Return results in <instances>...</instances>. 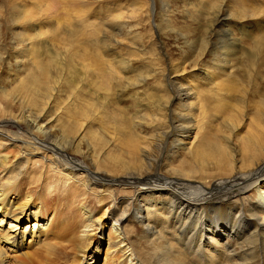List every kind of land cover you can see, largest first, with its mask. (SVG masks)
Returning <instances> with one entry per match:
<instances>
[{
	"label": "rangeland",
	"instance_id": "obj_1",
	"mask_svg": "<svg viewBox=\"0 0 264 264\" xmlns=\"http://www.w3.org/2000/svg\"><path fill=\"white\" fill-rule=\"evenodd\" d=\"M219 9H224L219 14L224 19L220 27H230L238 37L229 48V76L221 75L216 67L208 70L199 57ZM25 11L33 16L31 20L21 19ZM25 35L43 39L37 42V51L30 39L25 41L27 48H34H26L27 55L20 53L25 46L19 38ZM263 38L264 0H0V115L11 111V117L23 116V122L10 124L22 133L29 134L35 125L46 126L51 133L47 141L33 143L29 139L16 146L0 134V151L11 164L20 160L26 163L30 153L33 171V167L56 163L58 152L49 143L60 151L65 146L68 161L113 180L96 181L90 190L70 182L88 195L63 200L57 207L63 212L39 214L45 220L57 217L62 229L50 236V244L36 246L30 242L34 240V224H42L39 218L26 220L24 216L13 223V230L8 229L6 218L0 233L15 236L7 242H12L10 246L1 242L8 264H75L77 259H84L74 254L78 250L93 255L95 260L86 259L92 264L264 263V248L260 260L246 253L249 246L258 243L259 227L243 229L248 217L245 212L238 215L241 202L239 209L231 208L228 213L241 221L239 231L232 230V225L223 230L221 214L200 210L183 196L178 197V192L171 194L147 181L133 188L121 183L127 181L122 174L134 171L141 162L145 167L154 162L164 177L182 174L205 184L213 176L222 177L225 170L249 169L253 161H264V145L260 146L264 142ZM216 48L217 40L211 49ZM56 49L59 55L55 59L52 53ZM30 53L36 55L37 62L47 64L48 75L40 84L26 85L21 96L17 89L35 70ZM113 73L118 78L113 79ZM177 87L185 94L180 99L176 97ZM31 97H35L34 105L26 108ZM183 114L190 115L182 123L191 124V129L175 136L170 130L166 140L168 126L173 129L181 123L177 120H182ZM204 139L213 149H202L203 159H207L202 163L191 151ZM247 142L255 146L252 149L256 153L243 152ZM19 144L26 145L23 156L18 153ZM219 148L228 156L221 163L213 161L219 160ZM216 163L219 166L214 167ZM109 172L114 174H106ZM114 183L115 187H108ZM259 186L264 190V181ZM140 195L151 201L144 206ZM165 196L166 208L171 210L169 199L173 196L184 206H194L198 217L192 211V215L178 220L165 209H153L165 204L160 202ZM254 196L252 191L244 200ZM133 199L134 206L129 209ZM140 206L142 213L138 214ZM147 207L153 210L148 212ZM81 208L89 214L84 215ZM122 214L127 216L116 233L111 225L116 222L117 228ZM187 216L195 220L190 224H207L204 232L200 227L190 232L181 229ZM259 216L255 220L258 224L264 214ZM154 221L156 232L144 231L146 224ZM84 225L91 230L85 235ZM99 241L100 253L95 255ZM34 249L43 253L33 256Z\"/></svg>",
	"mask_w": 264,
	"mask_h": 264
},
{
	"label": "bare ground",
	"instance_id": "obj_2",
	"mask_svg": "<svg viewBox=\"0 0 264 264\" xmlns=\"http://www.w3.org/2000/svg\"><path fill=\"white\" fill-rule=\"evenodd\" d=\"M23 6H25L24 3H23ZM27 12L28 11L24 12L21 19L31 20L33 16L29 12L27 14ZM221 12H224V9H219L218 11H216V14L214 16L215 19L213 18V22L209 26V30H210L209 41L201 46V49L199 51V57L201 58L200 62L206 65L208 67V70H211L213 67H216L217 69H220L219 73H221V75L226 74L227 76H229L230 73L228 74L229 72L228 66H229L230 57L232 54L231 52H229V48L238 41V37L234 36L235 34L232 32L230 27H220V25L224 23V19L220 17L219 15ZM217 26L220 28L218 29ZM39 37L40 36L38 35L36 36V38L32 37V39H30L26 35L21 36L19 38V42L20 44H22V46H25V48L24 47H23L24 49L21 48L22 51H20V53L22 54L26 53L27 55L29 53L27 52V50L29 51V50L34 49L33 47L27 48L26 46L27 43H25V41H27L28 39H30L29 42L31 43V45L32 44L35 45V49L37 51L38 50L37 42H39L40 40H43L42 38L38 40ZM216 40H217V48L215 51H213L211 48L213 47L214 41ZM45 42L46 41H42L43 44ZM262 44H263L262 47H264V38H263ZM257 49H260V47H257ZM187 51H191V49H187ZM30 54L32 55V53ZM52 54H55L54 58L56 59L57 56L59 55V49H56V51ZM32 59L34 60L35 70L32 72L33 76L31 78H26L22 81L21 89H17V92L21 96L23 94V90L25 89L26 85H28L29 83L40 84L42 83L44 79L47 78V75H48L47 64H45L44 62H40V63L37 62L36 55H34V53L32 55ZM184 61H187V60H184ZM70 62H71V59H70ZM112 77L113 79L118 78L116 73H113ZM112 77L109 76V79L111 80ZM221 78H225V77H221ZM175 91H176V97L178 99H180V97L182 98V95H185V94H182L179 87H177ZM35 94H37V92ZM27 96H30V94ZM176 97L174 96L173 99L175 100ZM34 102H35V97H31L25 107L28 108L29 106L34 105ZM11 116H12L11 111H7V113L5 111L3 115H0V132H1L0 134L8 136L15 146L17 142L20 143V142H24L29 139L34 140L33 143H36L37 140L47 141L48 139H51L50 130H47L48 128L43 125H35L32 132L28 131L29 134H27L26 131H23L22 133L18 130H14L12 127H10V124L12 122H23L21 119L23 118V116L20 119L19 117H15L14 115H13L14 117H11ZM177 116H178V113H177ZM188 116L190 115H187L185 117V115L183 114L182 120H180V118L179 120H177V121H180L181 123H179L177 126L176 125L173 126V129L172 127L168 126L169 130H168L166 137L164 138H166L167 140V138H170V135L172 136L174 132H175L174 136L178 134L181 135L182 133H185L186 130L191 129L190 128L192 127L191 124L185 125L182 123L185 120V118L190 119V117ZM193 117L197 119L194 114H193ZM28 119L32 120L30 117ZM35 120L36 119L32 121H35ZM45 125H47V122ZM170 130H173L172 133L170 132ZM169 133L171 134L169 135ZM163 142L160 147V150L163 146ZM49 145L55 148V152L56 151L58 152L57 156L55 157L56 163L52 162L51 164H49V166L47 164L46 165L43 164L39 167H33V171L31 170L32 168L29 166V163L31 161L30 153H28V155L26 156L27 158L26 163H24L23 160H20V161H16L14 164H11V161L9 157L6 155V153L0 151V216L1 215L3 216V217H0V226H2L4 223L6 224L7 222L6 218L9 219L7 226H9L8 229L10 230H13L12 228L15 227L13 223L16 221H19L20 218H24V216H27L26 220H28L29 217H32L34 219L39 218L42 224L38 225V227H36L37 224H34L33 226L34 230H32V237H34V240L32 238L30 239V242L32 243V245H36V246L43 245V244H50L52 241L50 239V236H53L54 235L53 233L62 232V229L59 226V222L57 221V217L54 218L53 216L51 219L45 220L41 216H39L40 213L55 215V213L58 211L63 212L62 208L60 209L57 208L58 204H60L63 200H68V199L72 200L75 197H77L76 194L88 195V193L84 192L83 190L81 191L79 188L73 187L72 184L70 183L71 181L72 182L75 181L73 182L74 185L79 182L82 188L84 186L86 190L92 189L91 185L95 183L96 181L103 182V183L105 182L109 183L108 181H113L112 179H109L108 175L100 174L99 172L90 171L88 168L82 165H77V164H74L68 161L69 159L67 158L68 159L67 160L64 155V152L66 151L65 146H63V148H61L62 151H60V149H57L54 145L50 143ZM263 145H264V142L260 146L263 147ZM194 146L196 150L191 151L193 158L197 159L198 157H200V159L202 160V163L207 162L206 158L203 159L204 152L202 151V149L205 151L213 149V147L210 145L208 140L204 139L202 140V143L200 145L197 144ZM18 147H19L18 153L21 154L22 156L25 155L24 150L26 149V145L22 146L19 144ZM252 147H255V146H251V144L247 142L245 144V148H244L245 150L243 152L249 153V154L256 153L257 151L253 150ZM217 151L219 153L218 154L219 160H213L214 162L221 163L227 160L228 156L224 148H219L217 149ZM158 160L159 159H157L156 161ZM218 163H216L214 167L219 166ZM251 164L253 165V167L249 169L244 168L242 170H239V169L238 170H234V169L225 170L223 171L222 177L216 178L213 176L212 177L213 179L208 180L207 183L198 184L195 180L196 179L195 177L187 178L183 176L182 174L176 175L178 177H172V178L164 177L163 176L164 174L162 175L159 171L155 169L156 165H154V162L153 163L148 162L146 164L148 167H145V164L141 162L139 164V167H134L133 169L134 171H128L125 174H122V176L127 178V181L126 183L121 181V183L125 184L124 186L129 185L131 186V188H133V187H139L138 186L139 184H142L143 182L147 181L149 183L151 182V183H154L160 186L162 190L165 189L169 191L171 194L178 192L179 194L178 197L183 196V199H185V201H189L192 204L194 203V205L196 207H199L200 210L207 209L208 214L210 212L221 214L224 217V221L221 220L219 224H221L220 228H223V230H224V227H226L227 225H232V228H233L232 230L239 231L238 223H241V221L239 222L234 216L231 218V216H228V213L230 211L229 209L231 208L239 209L240 202H241L243 204V207L237 211L238 215L241 214V212H245L247 213V217H248L246 221L245 220L243 221V223L246 225V227L243 229H246L249 231L250 229L256 228L255 226L256 224L259 227L258 243L254 246L252 245L249 246L250 249H248L246 253L252 255L251 258H253L254 260L256 259L260 260L262 258L261 251L264 248V217L261 218L262 219L260 223L261 225L258 224L255 220L260 218L259 214H264V190H261L262 188H260L259 186V184L264 181V161H260V159H258V160L253 161ZM67 169L72 170V171H68ZM74 169L80 170V171L82 170V172H87L89 175H86L81 172H77ZM242 171H246V172L242 173ZM98 173L101 175V178H99L100 175H98ZM106 174L112 175L114 173L109 172ZM115 185L117 184L114 183L108 187H115ZM98 189L99 191H101L100 188ZM252 191L255 193V196L252 197L251 199L244 200L246 196L252 193ZM63 192H65V194L62 195L60 198V195ZM102 192H104V190ZM12 195H14L13 200L10 199ZM139 197H140L139 200L143 199L142 201L144 203V206H146V204L151 201V200H144V195H140ZM172 197L170 196V199H169L173 203L171 210L166 208L167 196H165L160 201L163 203L165 202L163 206L158 207L157 205H155L153 209L155 210L165 209L169 212L168 214L173 215V217H177L178 220H180L181 218H184L186 215H189V214L192 215L193 212H194L193 214H196L197 212H199V211H196V209L192 208L194 206H191V205L184 206L181 204L179 200L177 201V199H174ZM14 200H17V201H14ZM134 202H135V199L131 200V203L129 204V209L132 207ZM245 202L247 203V207H245L246 206ZM82 207L84 208V206ZM32 208L36 209V211H33ZM146 209L148 210V212H151V210H153L148 207ZM80 211H82L84 215L89 214L88 210L83 211V209L81 208ZM140 211H142L141 206L138 208V214L142 213ZM196 215H197L196 216L197 218L198 214ZM126 216H127L126 214H122V216H120V218L117 219L118 221L116 220L117 228L115 227L116 222H113V224L111 225V229H113L116 233H118L117 231L121 230L120 224L121 225L123 224L122 220ZM228 220L231 223H228ZM192 222H195V220H191L189 216H187L186 220L182 222L181 224V229L185 228L187 229L188 232H190L191 230L197 229V227H200L201 230L204 232V229H206V227L208 226L207 224L201 225V226L198 225V223L197 225L190 224ZM156 223H157L156 221L152 223L149 222L148 224H146L144 231L156 232L155 230ZM209 226H212V225H209ZM28 227L29 226H27V228ZM82 231L84 232V235H85L91 230L89 229L88 225H84V228ZM196 231L198 232V230ZM224 235L225 233H223V236ZM220 236L222 235L220 234ZM24 237H25V234H24ZM14 238L15 236H10L9 234H5V233H0V264H8L7 260H5L3 246H1V242L4 241L7 243L8 241ZM11 243H7V244H9L10 246ZM100 245H101V241H99L98 246L96 250L94 251L95 255L96 253H100V249H99ZM21 246H22V243H21ZM60 250L66 251V249H60ZM235 250L240 251L237 248H235ZM33 252H34L33 256L41 255L43 253L42 249H34ZM84 252L85 251L82 252V250H78L74 252V254H77L80 257L84 258L82 259V261L80 259H77L75 264H92V262L90 263L89 261H86V259L90 258L92 260H95L93 255L87 256V253L85 254ZM240 255H241L240 258L244 256L241 253ZM255 262L259 264H264L261 261H255Z\"/></svg>",
	"mask_w": 264,
	"mask_h": 264
}]
</instances>
